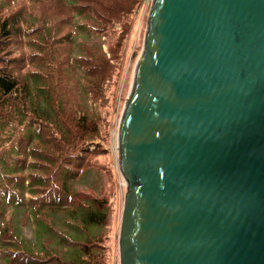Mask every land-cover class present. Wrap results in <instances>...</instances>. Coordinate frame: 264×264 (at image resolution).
Wrapping results in <instances>:
<instances>
[{
  "label": "water",
  "instance_id": "obj_1",
  "mask_svg": "<svg viewBox=\"0 0 264 264\" xmlns=\"http://www.w3.org/2000/svg\"><path fill=\"white\" fill-rule=\"evenodd\" d=\"M118 147L120 264H264V0H152Z\"/></svg>",
  "mask_w": 264,
  "mask_h": 264
},
{
  "label": "trees",
  "instance_id": "obj_2",
  "mask_svg": "<svg viewBox=\"0 0 264 264\" xmlns=\"http://www.w3.org/2000/svg\"><path fill=\"white\" fill-rule=\"evenodd\" d=\"M34 1H53V11L32 15ZM144 1L0 0V127L9 130L0 145V264H96L94 251L106 248L104 235L90 230L107 224L109 197L74 181L100 167L89 145L103 136L107 90ZM83 20L107 41H80ZM64 47L79 50L71 56L62 54ZM28 213L36 226L47 227L41 249L22 236ZM62 216L86 237L62 235L55 225ZM58 237L69 247L60 251Z\"/></svg>",
  "mask_w": 264,
  "mask_h": 264
},
{
  "label": "rangeland",
  "instance_id": "obj_3",
  "mask_svg": "<svg viewBox=\"0 0 264 264\" xmlns=\"http://www.w3.org/2000/svg\"><path fill=\"white\" fill-rule=\"evenodd\" d=\"M152 0H145L141 9L137 12L135 16V25L133 27L132 33L127 37L126 43H124L123 47V60L121 63V68L117 79L113 80L110 83V86L107 90V95L109 94V104L105 102L103 111H102V124L101 130L103 136L98 139H94V141L89 145L90 151H94V155L92 156L93 161L98 162L100 167H93L87 169L83 175L77 180L74 181L75 187H90L94 189V191L99 195H105L109 197L110 200V208H109V216L107 224L104 226H91V233L93 232H101L105 240L106 248L103 251L95 250V263L96 264H120V253H119V238H120V226L122 221L123 207H124V199L125 193L127 190V183L124 179L120 168H119V147H118V133H119V123L121 114L123 111V107L129 95L135 69L137 66V62L139 56L143 49L144 37L147 27V19L148 14L151 8ZM21 6L20 3L17 4V7ZM54 2L53 1H45V2H31L29 4L30 10L27 12L32 15H37L38 17L41 15L48 16L46 13L52 12ZM56 11V6H55ZM35 23H39L35 18H33ZM82 26L79 29L77 38L80 41L86 42L97 41L101 42L107 41L105 37H98L94 33L89 31V23L86 20L81 21ZM119 29V26H116ZM76 22L75 25H72L73 36H76ZM64 28L62 31H66ZM105 38V39H104ZM105 45L103 46V48ZM79 48L64 47V51L62 54H75ZM9 133L8 128L3 127L1 124L0 127V145H2L6 140V134L2 132ZM97 163V164H98ZM3 165V161L0 158V167ZM3 171H10V168L5 166ZM28 205L26 201L24 203V207ZM28 210V209H27ZM19 214L20 220L18 221L22 224V219H26L25 212ZM29 215V213H28ZM34 213L29 215L27 221L29 220L28 226L23 227L22 236L26 242L28 241H37L38 249H41L43 244L40 242L43 241L44 237L49 235L47 233V227L44 224H39L38 235H37V227L35 221H31L33 219ZM63 217V218H62ZM59 217V220H56L55 225L58 230L62 233V235L66 237L73 238H85L86 233L81 230L75 228L73 225H70L66 222V217ZM23 226V225H22ZM21 228V226H19ZM44 230L45 234H42ZM58 239V244H55L56 247L60 249V251L65 250L66 247H69V244H66V239ZM55 239V240H56ZM26 247H34V244H24Z\"/></svg>",
  "mask_w": 264,
  "mask_h": 264
}]
</instances>
